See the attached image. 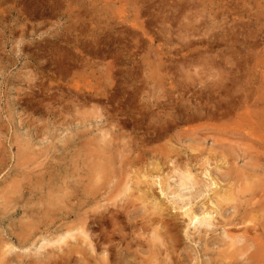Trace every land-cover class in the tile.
Returning <instances> with one entry per match:
<instances>
[{
	"label": "rangeland",
	"instance_id": "1",
	"mask_svg": "<svg viewBox=\"0 0 264 264\" xmlns=\"http://www.w3.org/2000/svg\"><path fill=\"white\" fill-rule=\"evenodd\" d=\"M261 188L264 0H0V264H248Z\"/></svg>",
	"mask_w": 264,
	"mask_h": 264
},
{
	"label": "bare ground",
	"instance_id": "2",
	"mask_svg": "<svg viewBox=\"0 0 264 264\" xmlns=\"http://www.w3.org/2000/svg\"><path fill=\"white\" fill-rule=\"evenodd\" d=\"M114 163V162H113ZM112 164V162H111ZM108 165H110V160H107L106 163H104V165L102 164H97L95 166V172H104V171H107L108 169ZM177 167H175L176 169ZM111 170V169H110ZM177 171L180 173L179 176L181 174H186L188 176H185L182 180H178L180 182V185H181V188L183 189H187L188 188V185L190 184L191 188H194L195 185L198 183L196 182L194 179L190 178V172L188 170H181L179 168H177ZM108 172V171H107ZM176 177V176H175ZM194 177V176H193ZM179 179V178H178ZM181 179V177H180ZM160 185L162 186V188L165 187L164 183L163 182H160ZM232 185V184H231ZM233 186V185H232ZM228 187V189L226 191H223V193L220 195V200L217 201L216 205H219L220 203H229V202H232V201H237L238 200V197L236 196V190L234 187ZM76 189V188H74ZM69 191H67V194L65 193L64 195V198L66 200L69 199V201H72L74 199V190L73 189H68ZM73 190V191H72ZM87 188L85 189V192H89L90 189H88L87 191ZM163 191V189H161ZM262 193L261 194H257V195H253V200H251V202L253 201L252 203V207L255 206L252 210L248 211L245 215H247L248 217H245V218H241L239 220V224L241 225H244V227L239 231L237 232L236 235H229L228 232L225 233L226 237L228 239L231 240V243L228 244V249H231L228 253H226L224 255V258L223 259H232V258H235V260L239 257V256H243L245 255L246 253H248V251L252 248H256L257 247V243L255 242V240L252 239V237H250V229H255V226L257 225V228L260 230V232L262 231V229H264V188L262 189ZM82 191V190H79V192ZM84 191V190H83ZM64 190H63V194H64ZM78 192V191H76ZM82 193V192H81ZM109 193V191H108ZM112 193V192H111ZM111 193L108 194V197L110 195V198L112 199L111 197ZM48 194V193H47ZM88 194V193H87ZM59 195V194H58ZM81 195V194H80ZM79 195V196H80ZM86 195V194H85ZM84 195V196H85ZM91 196V195H90ZM240 196V195H239ZM259 196L258 199H256L257 197ZM47 197V196H46ZM53 197V196H52ZM55 197V196H54ZM68 197V199H67ZM107 197V195H106ZM81 198V197H80ZM244 198V196L242 197ZM56 198H54L55 200ZM60 199V198H59ZM83 199V198H82ZM89 199V198H88ZM91 199V198H90ZM94 199V198H93ZM104 199V198H103ZM102 199V200H103ZM111 199L107 198L108 201H111ZM240 199V198H239ZM53 200V201H54ZM249 200V201H250ZM52 201V202H53ZM65 201V200H64ZM50 202V200L48 201ZM250 202V203H251ZM67 203V202H66ZM81 203V202H80ZM55 204H53L54 206ZM58 205V204H56ZM63 205V204H62ZM52 206V205H51ZM82 206V205H81ZM80 206V207H81ZM87 206V205H85ZM248 206V205H247ZM78 207V206H77ZM62 208V207H61ZM237 208V207H235ZM54 210V209H53ZM106 210V209H105ZM106 212V211H105ZM191 212V211H190ZM46 213V211H45ZM99 213V212H98ZM102 213V212H101ZM104 213V212H103ZM117 213V212H116ZM209 214H206L204 215L203 214V218L204 220H210L212 217L209 216L210 215V212H208ZM255 213V214H254ZM47 214V213H46ZM250 214H254V215H250ZM45 215V214H44ZM100 215V214H99ZM105 215V214H103ZM115 216V214H113ZM102 216V215H101ZM107 216V215H106ZM208 216V217H206ZM96 217V216H95ZM98 217V216H97ZM101 218V217H100ZM96 219V218H95ZM103 219V218H102ZM197 216L191 214L190 215V222H192L193 220H197ZM88 220V219H87ZM91 221V220H90ZM95 221V220H94ZM98 220H96L97 222ZM214 223V222H213ZM133 224V223H132ZM207 225V224H206ZM205 225V226H206ZM131 228V227H130ZM146 229V228H144ZM151 231V230H150ZM84 232V231H82ZM152 233H154V241L156 242H164V238L162 235H160V233H158V231L156 230V228L153 229ZM151 233V235H152ZM84 234V233H83ZM72 235V234H71ZM164 235V234H163ZM68 236V235H67ZM22 237V236H21ZM87 237V236H86ZM153 237V235H152ZM20 239V238H19ZM23 239V238H22ZM28 239V238H27ZM60 239V238H58ZM21 240V239H20ZM166 241V240H165ZM59 242V241H58ZM19 243V242H18ZM25 243V242H24ZM57 243V242H56ZM64 243V242H63ZM26 244V243H25ZM47 244V243H46ZM45 244V246H46ZM49 244V243H48ZM162 244V243H161ZM50 245V244H49ZM163 245V244H162ZM167 245H165L166 247ZM41 248V247H40ZM167 249V247H166ZM167 251V250H166ZM67 259V258H66ZM62 260V259H61ZM245 260L248 262V264H264V253H260V254H256V253H252L248 256H246ZM227 261V260H226Z\"/></svg>",
	"mask_w": 264,
	"mask_h": 264
}]
</instances>
